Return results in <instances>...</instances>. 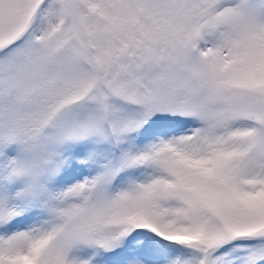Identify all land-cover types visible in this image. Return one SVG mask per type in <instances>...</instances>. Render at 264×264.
Masks as SVG:
<instances>
[{
  "label": "snow or ice",
  "instance_id": "snow-or-ice-1",
  "mask_svg": "<svg viewBox=\"0 0 264 264\" xmlns=\"http://www.w3.org/2000/svg\"><path fill=\"white\" fill-rule=\"evenodd\" d=\"M0 264H264V0H0Z\"/></svg>",
  "mask_w": 264,
  "mask_h": 264
}]
</instances>
